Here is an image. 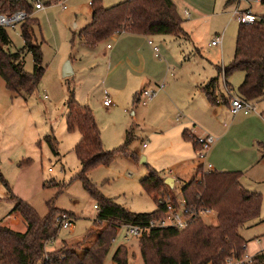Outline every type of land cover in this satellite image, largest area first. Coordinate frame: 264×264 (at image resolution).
Masks as SVG:
<instances>
[{
  "label": "rangeland",
  "instance_id": "1",
  "mask_svg": "<svg viewBox=\"0 0 264 264\" xmlns=\"http://www.w3.org/2000/svg\"><path fill=\"white\" fill-rule=\"evenodd\" d=\"M100 1L109 8L127 0ZM171 1L183 20L184 33L178 38L156 35L132 41L131 48L137 49L146 62L144 78L128 74V86L121 91L117 84L116 93L112 83L105 81L104 74L107 65L113 68L118 63L114 61L124 57L120 52L125 49L121 51L120 43L127 35H118L119 40L109 38L93 48L85 46L80 32L91 22V9L86 0H66L65 10L54 4V0L49 5L46 0H40L44 9H32L27 18L36 25L30 29V35L32 44L40 48L44 68L39 86L32 95H17L6 90L0 78V226L25 232L26 227L18 216L7 217L16 205L13 198H17L39 217L54 209L57 211L54 218L61 213L71 218L73 229H59L56 239L45 247L49 253L57 254L63 246H78L80 251L95 241L99 228L95 224L98 209L94 206L99 203L79 179L81 165L74 149L80 135L77 131L69 132L66 127V103L70 94L78 104L92 111L105 152L119 148L130 137L128 150L134 159L117 156L109 165L97 166L86 174L99 196L132 214L156 211L161 192L180 197L181 188L202 164L191 145L181 137L185 124L181 112L187 114L191 107V82L209 81L217 77L216 67L228 68L234 57L239 24L233 19L236 8L233 1ZM250 6L256 15L264 16L263 5L250 2ZM20 29L21 25L6 29L10 39L6 51L19 54L24 71L32 73V55L24 49ZM217 37L222 38L221 46L213 47L211 43ZM106 44L113 47L115 57L110 62L111 53L106 51ZM153 47L159 49L161 60L155 58ZM67 61L73 74L63 78L62 68ZM120 74L122 71L118 77ZM243 78L244 74L239 71L227 77L232 97H238ZM223 83L220 75L217 95L223 91ZM161 84L164 85L162 92L146 103L142 92L156 90ZM104 90L113 103L109 108L102 105ZM175 102L179 103L181 112ZM249 103L255 112L243 119H252H239L224 141L215 139L205 161V166L210 164L217 171L250 167L242 172L240 183L249 193L260 195L261 207L259 217L239 231L247 243L243 259L257 253L264 255V150L258 145L264 142V115L260 117L264 114V100ZM229 116L219 114L222 133L231 127L232 116ZM150 169L161 177L173 179L174 187L164 184L154 195L147 194L140 182ZM204 223L216 225L215 215L205 218ZM92 230L94 233L85 239ZM126 231L125 226L118 228L103 264H113V254L120 246L126 249L128 264H143L140 239L126 237Z\"/></svg>",
  "mask_w": 264,
  "mask_h": 264
},
{
  "label": "trees",
  "instance_id": "2",
  "mask_svg": "<svg viewBox=\"0 0 264 264\" xmlns=\"http://www.w3.org/2000/svg\"><path fill=\"white\" fill-rule=\"evenodd\" d=\"M51 1L46 0V4ZM32 9L28 0H0V13L5 15L22 11L28 17ZM90 9L91 22L80 32L82 43L90 48L115 34L178 38L184 33L182 20L171 0H127L109 8H105L100 0H95ZM34 25L35 21L27 18L20 29L24 49L32 55V73L24 71L19 54L6 51L10 39L6 29L0 28V78L6 90L13 94L32 95L44 74L40 48L32 44L30 35ZM216 69L220 75V68ZM235 71L244 74L238 88L239 96L246 101L264 100V16L253 25H239L233 60L223 71L225 79ZM217 81V77L213 78L200 88L212 105H217ZM66 110L67 130L77 131L80 135L74 149L81 165L79 179L84 189L99 203L95 206L98 209L95 224H98L99 233L89 247L80 251L78 246H63L57 254L46 252V245L58 235L59 229L54 226L57 211L49 209L45 217H39L26 203L13 198L16 205L8 217L18 216L26 230L19 233L0 226V264H103L118 228L146 226L150 220L161 216L162 208L157 204L156 211L151 214H132L99 196L86 174L97 166L109 165L117 156L134 159L128 150L130 137L127 136L119 148L105 152L92 111L78 104L72 94L66 103ZM201 170L200 165L180 193L190 208L213 211L216 225L195 221L181 231L148 230L138 242L143 264H235L244 256L247 243L239 231L259 217L261 197L242 187L240 172L202 173ZM140 185L147 194L154 195L164 188V180L158 172L150 169ZM93 233V230L87 233L85 239ZM263 261L260 255L252 258L250 264H263ZM112 262L128 264L123 246L117 248Z\"/></svg>",
  "mask_w": 264,
  "mask_h": 264
},
{
  "label": "built area",
  "instance_id": "3",
  "mask_svg": "<svg viewBox=\"0 0 264 264\" xmlns=\"http://www.w3.org/2000/svg\"><path fill=\"white\" fill-rule=\"evenodd\" d=\"M30 3L33 4V9L35 11H40L44 9V5L41 4L40 0H28ZM88 5L91 6L90 1L86 0ZM250 2H254L256 4H261L264 6V0H235L237 5L235 11L233 12V19L239 25H253L260 20L262 16L256 15L252 7L250 6ZM66 0H54V4L59 5L63 10L66 9L65 6ZM245 4L247 5L245 8H241L240 5ZM27 19V15L25 12L19 11L14 12L8 15L0 13V28L7 29L11 28L14 29L17 25H21ZM118 35V34H115ZM151 45V42H148ZM222 38L217 37L215 41L211 43L213 47L221 46ZM107 49H110V46H107ZM153 51L156 58H159L158 49L153 47ZM223 72V70H222ZM164 85L161 84L157 87L156 90H144L142 92V96L145 99L146 103L152 101L158 94V92L162 91ZM145 103V104H146ZM103 106L109 108L113 105L109 93L104 90L103 91ZM229 110L231 115L235 116L239 113H243L244 115L250 114L255 111V108L242 98L238 97H231L229 100ZM194 143L198 146L196 150V157L198 161L202 162V169H206L205 172H212L213 169L210 165L205 166L206 155L210 148L215 143V139L211 136H204L200 138H193ZM169 188V187H168ZM162 195L158 196L156 204L162 208L161 216L156 219L150 220L146 226L136 225V226H125L126 228V237L130 236L133 238L140 239L142 236L147 233L148 230L152 229H175L178 231L185 230L190 224L195 221H202L204 222L205 218L215 215L213 211L205 210V209H196L190 208L184 199L181 196H171L170 193L161 192ZM95 209L97 207L94 206ZM55 226L58 229L63 230H72L73 223L71 218L67 214H59L54 218ZM48 252V251H46ZM48 257L45 256V260ZM251 259L249 257H245L235 264H250Z\"/></svg>",
  "mask_w": 264,
  "mask_h": 264
},
{
  "label": "crops",
  "instance_id": "4",
  "mask_svg": "<svg viewBox=\"0 0 264 264\" xmlns=\"http://www.w3.org/2000/svg\"><path fill=\"white\" fill-rule=\"evenodd\" d=\"M243 5H245V4H241L240 7L245 8L247 6V5H245V7H242ZM236 7H237V5H236ZM184 15L186 16V11L184 12ZM180 19L182 20L181 17H180ZM124 34L127 35V37H128V38L126 37L122 40L123 44L120 43L121 51H123L125 49V51L123 53L120 52L121 55H123L124 57H120L119 60L114 61V63H116V62H118V63L113 68L110 67V65H107L106 66V72L104 74L105 81H107V83L108 82L112 83V85H113L112 89L115 93L119 91V90H117L118 85L121 86V89H120L121 91L128 86V78H127L128 74L138 76L139 78H144L143 74L146 70V62H145L144 57H142V55H140V53H137V49H132L130 46V43H132V41H136L137 39L143 40V39L148 38V37H145L142 35L130 34V33H122V35H124ZM111 38L119 40L118 35H113L112 37H110V39ZM148 42H150V41H148ZM107 46H110V45L109 44L105 45L106 51L111 53L108 57V62H110L111 60H114L115 56L112 53L113 47L110 46V49H107ZM152 51H153V48H152ZM153 54H154V51H153ZM158 54H159V49H158ZM154 56H155V54H154ZM157 59L161 60L160 54H159V58H157ZM216 68H220V70H221L220 75H222L223 79H224V83H223L224 89H223V91H219L220 92L219 95H217V89L219 87L218 81H217V88H216V94H215L217 105L210 104V102L207 100L206 96L203 94V92L200 89L201 87L205 86L211 79L209 81H206V82L201 81V80H195V81L191 82V86H190L191 95H189V99H191V107L189 108V111L188 110L186 111L187 114L181 110L182 108L178 105L179 104L178 102L174 103L176 105L177 110L180 112L182 111L181 114H183L182 115L184 118L183 121H185V124L183 125L182 132H181V137L183 139V142L190 144L192 147V150L194 152H196V150L198 149V146H196V144L194 143L193 138H200V137H204V136H211L212 138H214L213 135H215L216 138H214V139L218 140V142H220L221 139L224 141L225 138L230 134L232 127L235 126V124L237 123V121L239 119L241 121L247 120V119L248 120L252 119L251 117L247 118V119H243V118H246L245 116H248L251 113L247 114V115H244L243 113H239L235 116L231 115L230 110H229V100L232 96H231V94H230L231 92L227 86L228 84L226 83V79L224 77V72H222V70L224 71V69L222 67H216ZM121 71H122V74H120V77H118V75ZM216 72H217V69H216ZM220 75L217 72V78L218 79H219ZM165 76H166V74H165ZM118 79H120V80H118ZM161 92L162 91L158 92L157 95H159ZM168 96H169V94H168ZM109 97H110V94H109ZM238 98H241V97L238 95ZM160 100H161V98H160ZM167 100H169V99H167ZM170 101L172 102L173 100L170 98ZM254 112H252V113H254ZM223 113L230 115L232 117L230 118V121H231L230 129L228 131L222 133L220 130V126H219V122H220L219 114L223 115ZM262 115H264V114H260L261 118L263 117ZM254 118H256V117H254ZM185 133H186V137H185ZM258 145L261 148H263V150H264V142H261ZM208 157L209 156L207 153L206 160ZM210 160H211V158H210ZM208 165H210V164H208ZM248 165L251 166L252 163L248 164ZM242 168H245V169H242ZM249 168L250 167H239V169L224 168V169H220V171H217L214 167H212V169H213L212 172H218V173L240 172L243 176L242 172L248 170ZM195 172H196V170H195ZM193 177L191 179H193ZM161 178L164 181L166 180V178H164V177H161ZM174 183H175V181H174ZM13 219L15 222H17L15 220V217H13ZM260 255L264 259V255L262 253H257L256 255H254L253 257H250V258H254V257L260 256Z\"/></svg>",
  "mask_w": 264,
  "mask_h": 264
},
{
  "label": "water",
  "instance_id": "5",
  "mask_svg": "<svg viewBox=\"0 0 264 264\" xmlns=\"http://www.w3.org/2000/svg\"><path fill=\"white\" fill-rule=\"evenodd\" d=\"M72 74H73V72H72L70 62L67 61L62 68V77L67 78V77H70ZM144 162H145V160L142 159L141 163H144ZM164 184H166L169 188L172 189L174 187V180L173 179H166L164 181Z\"/></svg>",
  "mask_w": 264,
  "mask_h": 264
}]
</instances>
